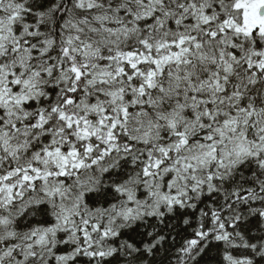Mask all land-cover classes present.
<instances>
[{
  "label": "snow or ice",
  "instance_id": "snow-or-ice-1",
  "mask_svg": "<svg viewBox=\"0 0 264 264\" xmlns=\"http://www.w3.org/2000/svg\"><path fill=\"white\" fill-rule=\"evenodd\" d=\"M0 264H264V0H0Z\"/></svg>",
  "mask_w": 264,
  "mask_h": 264
}]
</instances>
